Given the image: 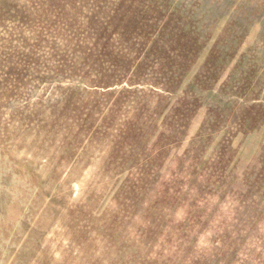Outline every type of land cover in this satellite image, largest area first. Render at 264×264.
<instances>
[{"label":"rangeland","instance_id":"rangeland-1","mask_svg":"<svg viewBox=\"0 0 264 264\" xmlns=\"http://www.w3.org/2000/svg\"><path fill=\"white\" fill-rule=\"evenodd\" d=\"M0 264H264V0H0Z\"/></svg>","mask_w":264,"mask_h":264},{"label":"trees","instance_id":"trees-1","mask_svg":"<svg viewBox=\"0 0 264 264\" xmlns=\"http://www.w3.org/2000/svg\"><path fill=\"white\" fill-rule=\"evenodd\" d=\"M164 31H166V28H164ZM181 71V70H180Z\"/></svg>","mask_w":264,"mask_h":264}]
</instances>
